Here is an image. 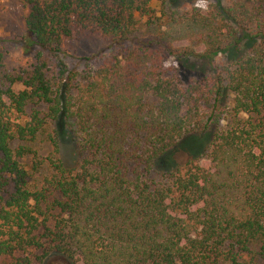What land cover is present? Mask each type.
<instances>
[{
  "label": "trees",
  "instance_id": "1",
  "mask_svg": "<svg viewBox=\"0 0 264 264\" xmlns=\"http://www.w3.org/2000/svg\"><path fill=\"white\" fill-rule=\"evenodd\" d=\"M16 1L32 65L0 51V264H264V0ZM89 34L110 55L70 68ZM180 145L194 156L152 179Z\"/></svg>",
  "mask_w": 264,
  "mask_h": 264
},
{
  "label": "rangeland",
  "instance_id": "2",
  "mask_svg": "<svg viewBox=\"0 0 264 264\" xmlns=\"http://www.w3.org/2000/svg\"><path fill=\"white\" fill-rule=\"evenodd\" d=\"M220 1L221 5L225 6L229 0H198L192 2V0H178L176 3V12L178 15L189 13L193 9L200 12H205L209 5L217 4ZM165 0H153L151 7L156 11H164L163 9ZM167 10V9H166ZM26 11L22 10L16 0H0V51L4 55V64L7 70L17 71L19 69H26L32 65V59L30 56H24L22 54V48L20 45V38L24 35V17ZM159 15V14H158ZM109 40L101 39L96 35H85L80 40L68 43L63 46L64 60L70 68L79 67L83 63L80 62L82 58L89 57H102L109 56ZM177 47L183 48L187 46L186 43L176 44ZM195 51L200 53L203 51L201 46H196ZM165 66L181 68V75L184 80L197 77L199 73L210 71L212 68L203 61H196L195 59H189L188 62L180 63L171 58H165ZM213 66V65H212ZM80 69V67L78 68ZM223 125V124H221ZM221 127V126H220ZM207 140V137L205 138ZM188 145H180L175 148L171 153L159 160L151 175L152 179H158L160 173L171 171L172 169L181 168L187 162L189 158H192ZM61 155L66 167H73L76 163L77 157L74 149V144L71 137L63 133L61 139ZM194 156V155H192ZM204 169L208 168V162L201 159L198 163ZM42 264H71L66 260H62L59 257H50L46 259Z\"/></svg>",
  "mask_w": 264,
  "mask_h": 264
}]
</instances>
